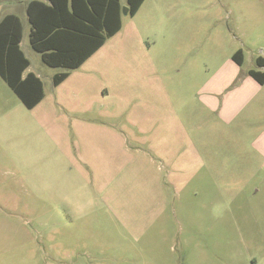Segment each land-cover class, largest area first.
I'll return each instance as SVG.
<instances>
[{"label":"rangeland","instance_id":"374dc122","mask_svg":"<svg viewBox=\"0 0 264 264\" xmlns=\"http://www.w3.org/2000/svg\"><path fill=\"white\" fill-rule=\"evenodd\" d=\"M15 13L45 96L0 76V264H264V0H147L58 86Z\"/></svg>","mask_w":264,"mask_h":264},{"label":"trees","instance_id":"16d2710c","mask_svg":"<svg viewBox=\"0 0 264 264\" xmlns=\"http://www.w3.org/2000/svg\"><path fill=\"white\" fill-rule=\"evenodd\" d=\"M32 0L28 4L31 22L30 43L42 60L54 67H63L54 76V84L64 81L70 70L78 68L122 26L121 0ZM144 0H127L134 15ZM23 26L16 14H7L0 21V76L28 109L39 104L45 95L44 82L36 73L25 70L31 64L21 47ZM243 64V50L234 54ZM264 66V56L256 59ZM249 74L264 83V71L250 69Z\"/></svg>","mask_w":264,"mask_h":264},{"label":"crops","instance_id":"0c3cea01","mask_svg":"<svg viewBox=\"0 0 264 264\" xmlns=\"http://www.w3.org/2000/svg\"><path fill=\"white\" fill-rule=\"evenodd\" d=\"M32 0H0V11L2 12V15H0V21H1V19L5 16V15H7V14H16V15H18L17 13H15V11H19V12H22V13H24V11L26 12V14H27V17H28V21H29V23H30V31H31V27H32V25H31V22H30V19H29V14H28V4L31 2ZM42 1H45V2H49L48 0H42ZM146 1L147 0H144L143 2H142V4L140 5V7H139V9L137 10V12L134 14V15H130L129 14V10H128V7H127V0H125L124 2H123V0H121V3H122V26H121V28L115 33V34H117L118 32H120L121 31V29L123 28V26H124V16H127V15H129V16H132V17H136L139 13H141V11L143 10V8H144V5H145V3H146ZM15 10V11H14ZM20 18H21V16L20 15H18ZM21 21H22V26H23V32H24V23H23V19L21 18ZM114 34V35H115ZM113 35V36H114ZM113 36H111V37H113ZM110 37V38H111ZM29 38H30V33H29ZM110 38H108V39H110ZM108 39L106 40V42L108 41ZM22 40H23V38H22ZM105 42V43H106ZM105 43L102 45V46H104L105 45ZM101 46V47H102ZM21 47H22V41H21ZM100 47V48H101ZM99 48V49H100ZM23 49V48H22ZM98 49V50H99ZM97 50V51H98ZM96 51V52H97ZM25 52V51H24ZM95 52V53H96ZM94 53V54H95ZM93 54V55H94ZM92 55V56H93ZM234 55V54H233ZM91 56V57H92ZM258 56H264V54H260V55H258ZM257 56V57H258ZM91 57H89V58H91ZM257 57H256V59H257ZM42 58V57H41ZM88 58V59H89ZM87 59V60H88ZM232 59H233V57H232ZM86 60V61H87ZM43 61V60H42ZM85 61V62H86ZM233 61H234V59H233ZM44 62V61H43ZM84 62V63H85ZM84 63H82V64H84ZM81 64V65H82ZM31 65V64H30ZM30 65H29V67H30ZM80 65V66H81ZM79 66V67H80ZM235 65H232L231 64V66H230V70L228 71V72H226V74H225V77H224V79L223 80H221L222 81V83L224 84V87L226 88L228 85H229V82H230V80H231V78H232V72L234 71V69H235V67H234ZM29 67L25 70V72H24V74L26 75L27 73H29V72H34V71H31V70H29ZM78 67V68H79ZM76 69V68H75ZM250 69H252V68H250ZM249 69V70H250ZM254 69H257V70H260V71H264V66H258L257 64H256V60H255V67H254ZM73 70V69H72ZM248 70V71H249ZM35 73V72H34ZM70 74H71V70H70V73H69V75H68V77L70 76ZM39 76V75H38ZM251 77H248L247 79H246V81L247 80H250V81H252V84H254V99L256 98V97H258V96H261L262 94L261 93H263V92H261V91H263L264 90V83H261L259 80H257L255 77H253L252 75H250ZM40 77V76H39ZM67 77V78H68ZM2 78V77H1ZM66 78V79H67ZM3 79V78H2ZM65 79V80H66ZM4 80V79H3ZM64 80V81H65ZM64 81H62V82H64ZM254 81V82H253ZM61 82V83H62ZM53 83H54V78H53ZM60 83V84H61ZM60 84H58V85H60ZM55 85V84H54ZM58 85H55V86H58ZM14 92V91H13ZM45 96V95H44ZM251 95H249V93L248 94H244L242 91H241V87H240V89L238 88H236V89H234V90H231V91H229L226 95H225V97H224V101H222L221 99L219 100V101H217L215 98H214V96H209L208 98H207V101L214 107V104H220V106H223L224 108H226V112H227V115H229V116H233V109H232V107L234 106V105H236L239 101H241V102H243V104L248 100V98L250 97ZM18 97V96H17ZM43 100V99H42ZM23 104V103H22ZM210 104H208V105H210ZM216 104V105H217ZM24 105V104H23ZM38 105V104H37ZM36 105V106H37ZM35 106V107H36ZM27 108V107H26ZM33 109V108H32ZM238 110H236L235 112H237ZM225 112V113H226ZM222 115V114H221ZM263 139H264V135H263Z\"/></svg>","mask_w":264,"mask_h":264}]
</instances>
